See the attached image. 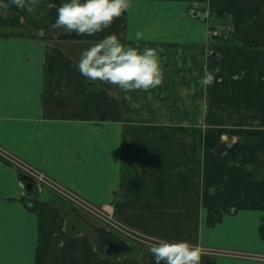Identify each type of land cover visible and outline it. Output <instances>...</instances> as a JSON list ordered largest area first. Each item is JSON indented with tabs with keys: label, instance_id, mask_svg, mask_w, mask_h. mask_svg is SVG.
I'll return each mask as SVG.
<instances>
[{
	"label": "crops",
	"instance_id": "crops-1",
	"mask_svg": "<svg viewBox=\"0 0 264 264\" xmlns=\"http://www.w3.org/2000/svg\"><path fill=\"white\" fill-rule=\"evenodd\" d=\"M31 2L0 4V148L155 241L240 253L203 264H264V0H131L91 36L52 27L64 0ZM111 33L162 48L163 83L129 99L82 76L83 49ZM212 128L262 133L208 148ZM235 144L261 148L228 161ZM23 177L0 155V264H155L125 238L106 253L92 217Z\"/></svg>",
	"mask_w": 264,
	"mask_h": 264
},
{
	"label": "clouds",
	"instance_id": "clouds-1",
	"mask_svg": "<svg viewBox=\"0 0 264 264\" xmlns=\"http://www.w3.org/2000/svg\"><path fill=\"white\" fill-rule=\"evenodd\" d=\"M20 8L32 10L31 0H13ZM3 0H0V4ZM131 0H64L57 9L53 28H65L69 32L89 36L103 32L116 18L125 13ZM137 37L143 33L136 32ZM159 47H136L121 41L116 33L83 49L77 67L90 81H105L119 86L131 98L136 89H154L164 81V68ZM114 207V205H107ZM150 252L155 264H201L202 249L188 240H159Z\"/></svg>",
	"mask_w": 264,
	"mask_h": 264
},
{
	"label": "built area",
	"instance_id": "built-area-1",
	"mask_svg": "<svg viewBox=\"0 0 264 264\" xmlns=\"http://www.w3.org/2000/svg\"><path fill=\"white\" fill-rule=\"evenodd\" d=\"M0 155L8 161H10L14 167H16L20 172L29 177L36 186L39 188H47L56 193L61 199L68 200L73 202L77 207H82L85 211L91 213L95 218L98 220L103 221L104 225H106L109 229L113 230L117 234H127L129 237H133V240L136 239L138 241L142 240L141 237H146L147 239L151 241H155L153 238L144 235L142 233H139L121 223L116 221L113 217V213L110 211L108 212L105 207L99 208L95 205H92L91 203L87 202L86 200L82 199L78 195H76L71 190L67 189L54 179L47 176L45 173H43L41 170L27 164L26 162L18 159L17 157L13 156L9 151L6 149L0 148ZM137 235L140 237L138 238ZM125 238L124 236H122ZM126 239V238H125ZM156 243L158 241H155ZM203 249V248H201ZM206 250V249H205ZM208 251V250H207ZM212 251V250H211Z\"/></svg>",
	"mask_w": 264,
	"mask_h": 264
},
{
	"label": "trees",
	"instance_id": "trees-1",
	"mask_svg": "<svg viewBox=\"0 0 264 264\" xmlns=\"http://www.w3.org/2000/svg\"><path fill=\"white\" fill-rule=\"evenodd\" d=\"M264 118V116H263ZM262 131H246V130H228L222 128H212L207 131L204 136V141L208 148H214L220 141L222 135L224 134H231V135H251L256 136L261 134ZM261 148V145L256 146H245L241 144H235L226 154V160L233 161V162H240V163H250L258 150ZM213 215H210V221L212 222Z\"/></svg>",
	"mask_w": 264,
	"mask_h": 264
},
{
	"label": "rangeland",
	"instance_id": "rangeland-1",
	"mask_svg": "<svg viewBox=\"0 0 264 264\" xmlns=\"http://www.w3.org/2000/svg\"><path fill=\"white\" fill-rule=\"evenodd\" d=\"M211 31V34H213V35H215V33L216 34H218V32H216L215 30H210ZM4 159V158H3ZM4 160H6L7 161V159L5 158ZM36 185V184H35ZM36 187H38V186H36ZM41 188V187H40ZM68 189V188H67ZM73 192V191H72ZM77 195V194H76ZM57 198L59 199V200H62V201H65L66 203H68V204H70V205H72V207L73 208H82V207H77L73 202H71V201H66V200H63V199H61L58 195H57ZM102 220V219H101ZM101 220H99L97 223H104L103 221H101ZM120 235L121 236H124L127 240H129V241H131V243L132 244H137V245H139L140 247H142L143 249H145V246H146V249L148 250V251H150V248H151V246L154 244V243H156L155 241H151V240H149V239H147L146 237H141V239L142 240H140V241H138V240H136V239H134L133 240V237L131 238V237H129V236H127V234H121L120 233ZM137 237L138 238H140L138 235H137ZM194 247H197V246H194ZM198 247H200V248H203L202 249V259H201V264H203L204 262H205V260L204 259H206L207 260V258H209V257H214V255H220V254H225V255H238V256H240V253H232V251H230V252H227V251H225V250H218V249H210V248H207V247H202V246H198ZM206 249V250H205ZM208 250V251H207ZM212 250V251H211ZM243 256V255H242Z\"/></svg>",
	"mask_w": 264,
	"mask_h": 264
},
{
	"label": "water",
	"instance_id": "water-1",
	"mask_svg": "<svg viewBox=\"0 0 264 264\" xmlns=\"http://www.w3.org/2000/svg\"><path fill=\"white\" fill-rule=\"evenodd\" d=\"M24 181L28 180L29 183L27 184V189L29 191H32L33 190V184L31 182L30 179H28L27 177H23L22 178ZM104 235H108V239L109 241H104L103 240V243L104 244H108V248H109V245H110V248L106 250V253L112 255V254H119V253H126V252H130L132 250L133 247H131L129 244H127V242L119 239L118 237L110 234V232H102V237ZM104 238V237H103ZM104 252V250H103Z\"/></svg>",
	"mask_w": 264,
	"mask_h": 264
},
{
	"label": "flooded vegetation",
	"instance_id": "flooded-vegetation-1",
	"mask_svg": "<svg viewBox=\"0 0 264 264\" xmlns=\"http://www.w3.org/2000/svg\"><path fill=\"white\" fill-rule=\"evenodd\" d=\"M190 13H191V15H194V16H196V17H200L202 20H204L205 22H207L211 17H212V13H211V11H204V12H197V11H195V10H193V9H191V11H190ZM227 14V13H226ZM228 28V27H227ZM211 30H215L213 27L211 28ZM227 30V32L228 31H232V29H230V28H228V29H226ZM218 32V31H217ZM215 37L216 36H219V33L218 34H216L215 33V35H214ZM92 204V203H91ZM93 205V204H92ZM96 207H99V208H102V207H104V206H98V205H95ZM76 209V208H75ZM79 209V211L81 210V211H83L85 214H87V215H89L90 217H92L95 221H99L97 218H95L91 213H89V212H87V211H85L84 209H80V208H77V210ZM78 212V211H77ZM114 219L115 220H117L115 217H114ZM118 221V220H117ZM98 225V230L100 231V234L102 233V232H109V231H107V230H111V229H109L108 227H106V225H102V223L100 224V223H98L97 224ZM112 231V230H111ZM110 234H112V235H114V236H116V237H118L119 239H122L123 237L121 236V235H119V234H117L116 232H114L113 231V233H110ZM104 237V238H103ZM102 238H103V240L104 241H109V237H108V235H104ZM127 240V239H126ZM137 245V244H136ZM106 246H103L102 248L103 249H109L110 248V245H109V248L108 247H106Z\"/></svg>",
	"mask_w": 264,
	"mask_h": 264
}]
</instances>
